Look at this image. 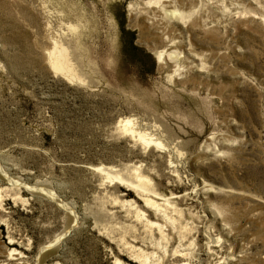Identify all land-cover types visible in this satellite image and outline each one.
<instances>
[{
    "label": "rangeland",
    "instance_id": "obj_1",
    "mask_svg": "<svg viewBox=\"0 0 264 264\" xmlns=\"http://www.w3.org/2000/svg\"><path fill=\"white\" fill-rule=\"evenodd\" d=\"M0 264H264V0H0Z\"/></svg>",
    "mask_w": 264,
    "mask_h": 264
},
{
    "label": "bare ground",
    "instance_id": "obj_2",
    "mask_svg": "<svg viewBox=\"0 0 264 264\" xmlns=\"http://www.w3.org/2000/svg\"><path fill=\"white\" fill-rule=\"evenodd\" d=\"M64 50H65V49H64ZM56 51H57V55L59 56V55H60V53H59L60 50L57 49V46H55V48H54L50 53H51V54H56ZM57 55H56V56L54 55V56L52 57V58L54 59L53 62L55 61L56 63L62 64L61 61H59V58H56V59L54 58V57H58ZM64 55H65V54H64ZM49 59H50V58H49ZM64 65H65V64H64ZM60 67H61V66H60ZM144 138H145V137H144ZM61 234H62V233H61ZM59 238H60V237H59ZM52 244H53V243H52ZM45 247H46V246H45ZM45 247H44V248H45Z\"/></svg>",
    "mask_w": 264,
    "mask_h": 264
},
{
    "label": "trees",
    "instance_id": "obj_3",
    "mask_svg": "<svg viewBox=\"0 0 264 264\" xmlns=\"http://www.w3.org/2000/svg\"><path fill=\"white\" fill-rule=\"evenodd\" d=\"M132 44H133V43H132ZM131 48L133 49V48H136V47L131 46Z\"/></svg>",
    "mask_w": 264,
    "mask_h": 264
}]
</instances>
